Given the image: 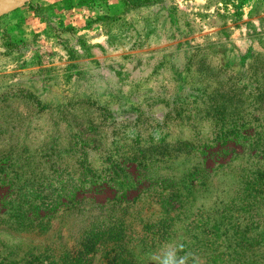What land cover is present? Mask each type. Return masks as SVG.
Wrapping results in <instances>:
<instances>
[{"label":"rangeland","instance_id":"1","mask_svg":"<svg viewBox=\"0 0 264 264\" xmlns=\"http://www.w3.org/2000/svg\"><path fill=\"white\" fill-rule=\"evenodd\" d=\"M38 4V32L0 19V264H181L202 243L250 264L264 0ZM93 177L99 191L62 197ZM121 181L136 185L117 200Z\"/></svg>","mask_w":264,"mask_h":264},{"label":"trees","instance_id":"2","mask_svg":"<svg viewBox=\"0 0 264 264\" xmlns=\"http://www.w3.org/2000/svg\"><path fill=\"white\" fill-rule=\"evenodd\" d=\"M123 5L126 7L127 5H136L139 3H144L149 0H121ZM33 0L27 2V5L31 8L33 13L42 19V21L47 22L48 24H51L48 16L42 11V5L41 4H32ZM48 7L46 6L45 9ZM47 24V25H48ZM67 29V28H66ZM226 138V137H225ZM222 153H226V150H222ZM203 153V152H202ZM204 155V154H203ZM205 157V156H204ZM2 182H0L1 184ZM105 183L101 177H93L84 179L81 183H71L74 188H71L68 194H62V197H66V199H70L72 197H75L76 193L78 191H82L84 189L92 190L93 191H99L101 188H103V184ZM11 184V183H10ZM136 184L131 182H113L112 187L115 190V196L117 197V200H122L124 197L125 192L130 188L135 187ZM61 195V194H59ZM40 209V208H39ZM53 209H50L48 212H52ZM103 236L98 235V239H101ZM113 237V236H112ZM120 237L113 238L115 240L119 239ZM254 250V249H253ZM212 249L210 247H207L205 243L198 244V245H188V248L184 250L186 252L184 256V262L183 264H241L240 258H237L239 255L238 252L232 251L233 255L230 257L229 253H222L218 251L217 253L214 252V254L211 253ZM222 253V254H221ZM257 257H253L252 260H250V264H261L259 263V258L263 256L264 254V247L263 248H257L256 250ZM184 254V253H183ZM226 254L228 257L225 260L219 261V259H223V255ZM124 261V262H123ZM127 263L126 260H121V263H118V261H115L114 264H124Z\"/></svg>","mask_w":264,"mask_h":264},{"label":"crops","instance_id":"3","mask_svg":"<svg viewBox=\"0 0 264 264\" xmlns=\"http://www.w3.org/2000/svg\"><path fill=\"white\" fill-rule=\"evenodd\" d=\"M36 3H46L47 0H36ZM10 15V16H7ZM8 17L7 20L4 22V28L6 29L7 33L11 32L19 35V36H26L29 33L38 32L41 29L39 17L36 16L32 10L28 8L27 3L24 4L22 7H19L11 12H8L2 16ZM19 18L17 23L14 21V18ZM40 25V27H38Z\"/></svg>","mask_w":264,"mask_h":264},{"label":"water","instance_id":"4","mask_svg":"<svg viewBox=\"0 0 264 264\" xmlns=\"http://www.w3.org/2000/svg\"><path fill=\"white\" fill-rule=\"evenodd\" d=\"M31 0H0V16L11 12Z\"/></svg>","mask_w":264,"mask_h":264},{"label":"clouds","instance_id":"5","mask_svg":"<svg viewBox=\"0 0 264 264\" xmlns=\"http://www.w3.org/2000/svg\"><path fill=\"white\" fill-rule=\"evenodd\" d=\"M165 264H168V262L166 261ZM181 264H183V262L181 261Z\"/></svg>","mask_w":264,"mask_h":264}]
</instances>
